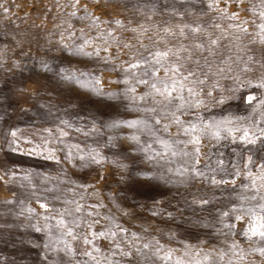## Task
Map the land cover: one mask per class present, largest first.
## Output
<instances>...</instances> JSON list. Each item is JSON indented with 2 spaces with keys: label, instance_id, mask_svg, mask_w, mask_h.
I'll list each match as a JSON object with an SVG mask.
<instances>
[{
  "label": "rangeland",
  "instance_id": "rangeland-1",
  "mask_svg": "<svg viewBox=\"0 0 264 264\" xmlns=\"http://www.w3.org/2000/svg\"><path fill=\"white\" fill-rule=\"evenodd\" d=\"M85 6L100 23L85 15ZM224 8L228 14L237 13L238 19L228 18ZM261 10L264 0H218V6L216 0H0V264H95L84 255L92 250L84 237L93 239L92 231L109 228L118 235L94 239L100 249L99 253L93 251L96 260L104 257L117 264H176L177 259L184 264L197 260L202 264H264V255L252 251L264 244L258 238L245 237L246 220L237 221L231 213L233 204L257 202L239 197L256 194L246 173L250 170L253 176L260 175L257 166L264 161V144L259 140L256 144L233 141L226 133L220 140L204 135L197 165L204 177H180L168 169L189 165L190 157L169 154L149 159L152 153L146 155L138 148L148 144L161 154L163 149L147 131L127 124L106 127L113 120L150 118L151 113L142 111L145 107H155L162 123L167 122L170 117L162 111L166 101L146 97L133 102V94H125L129 85L124 83V69L134 57H146L151 50H193L197 42L203 43L204 49L193 50L192 59H183L187 52H181L180 58L169 56L171 63L183 66L182 71L199 68L197 76L205 73L207 77L197 89L203 104L183 110L180 119L229 118L250 128L264 127V105L258 104L264 98V88L258 86L264 79V43L255 27ZM117 20L123 23H115ZM241 21H247V33L229 26ZM196 25L201 31L193 34L188 26ZM165 27L171 34L163 32ZM208 35L217 40L211 53ZM197 59L198 64L194 63ZM171 63L166 66L171 68ZM244 63L251 71L243 70ZM60 69L65 72L61 74ZM136 71L130 70V84H135L131 74ZM158 76H165L163 68ZM147 90L137 84L135 94ZM184 95L188 99L187 91ZM249 95L255 97L251 102ZM221 96L226 97L223 103L218 102ZM61 130L67 135H61ZM157 130L169 138L161 126ZM170 133L171 138H177L175 124ZM132 135L139 137V145ZM178 138L185 137L181 134ZM49 147L55 149L58 161L46 158L44 149ZM93 150L104 157L100 163L87 162V154ZM249 156L252 162L246 169ZM237 170L239 176H235ZM145 172L150 175H143ZM212 176L228 182L213 184ZM169 180L172 182H166ZM202 199L208 203L201 205ZM41 202L49 207L42 208ZM77 206L80 212H76ZM29 207L35 211L28 212ZM65 209L71 215L63 218L77 236L76 240L67 238L71 254L63 242L55 250L44 247L48 232L44 215L59 219ZM224 211L230 215L221 217ZM56 219L48 221L54 236L60 234ZM114 225L126 229L127 234L119 233ZM114 239L132 255H112L118 252ZM145 243L149 248L143 247ZM157 248L161 249L159 255ZM169 250L172 258L165 260Z\"/></svg>",
  "mask_w": 264,
  "mask_h": 264
},
{
  "label": "snow or ice",
  "instance_id": "snow-or-ice-1",
  "mask_svg": "<svg viewBox=\"0 0 264 264\" xmlns=\"http://www.w3.org/2000/svg\"><path fill=\"white\" fill-rule=\"evenodd\" d=\"M78 3V0H77ZM217 6H218V0H216ZM75 7V5H73ZM213 7V4L209 3V8ZM7 11V9H5ZM224 13L228 16L230 19H238V14L233 12L228 14L227 8L223 9ZM75 15V12L72 13ZM85 15L90 17L93 23H100L99 17H96L92 15L91 13L87 12V7L85 6ZM259 19L260 23L255 25L256 29L258 30V35L260 38V41L264 43V10H261L259 12ZM117 24H122L123 22L120 20L115 21ZM232 28H235L239 31H242L244 33L248 32V25L247 21H241L240 23H234L229 25ZM191 29V32L193 34L199 33L201 31V28L199 25L196 26H188ZM215 27L219 28L220 25H215ZM163 32L165 34H171L170 29L165 27L163 28ZM181 35H184L183 29H181ZM208 42V51L211 53L213 51L214 45L217 44V40L213 39L211 35H208L207 38ZM130 47V45H126ZM143 47V45H142ZM204 49V44L197 42L194 45V49ZM82 50V48L80 49ZM189 49H185L181 47L176 52H173L170 48L165 47L163 50L157 48L155 50H151L148 52L146 57H140V58H133V62L128 63L127 67L124 69L125 72V79L124 83L126 85H129L125 88V94L131 92L133 95L131 96V99L133 102H135L137 99L143 101L146 97H151L153 100H155L156 97H160L162 101L167 102V107L163 109L162 111L167 112V116L170 117V119H167V122L162 123V119L160 116V113L157 111L155 107H145L142 109V111L146 113H151L152 116L150 118L146 119H133V120H113L110 124L106 125V127L110 128H116L120 124H127L129 127H135L138 130L143 129L147 131L151 136L155 138L154 142L158 143L162 146L163 154L156 152L155 149L151 147V145L145 144L143 147L138 148V150L143 151L146 155L148 153H152V155L149 157V159L155 160L157 157L163 159L167 157L169 154L173 157L175 156H184V157H190L191 163L187 166L180 165L175 170L169 168V172H175L177 176L185 177V176H192V177H204V173L199 170L197 165L200 164V144H201V137L204 135H208L210 138L215 140H220L222 138H226L222 136V133H226L227 136H230L233 141H236L239 139L240 141H243L245 144H256L259 140L261 144H264V127H256L255 125L252 126V128H255V131L252 130V128L240 125L238 123H234L232 119L224 118L221 120H204L201 117H198L196 122H185L180 119V116L183 115V110L190 109L192 107L199 108L203 104V100L199 99L201 92L197 91V89L204 84L206 77L205 73H201V77L197 76V72L199 71V68H193L191 70L184 69L182 71L183 66L176 63H171L169 61V56H177L180 58L181 52H187L188 55L186 57H183L185 60L192 59V51ZM106 51V50H105ZM90 55L91 53H86ZM239 59V57H237ZM249 61L253 60L252 56L248 57ZM198 59L194 61V63L198 64ZM171 63V68L167 67V64ZM205 64L209 69L211 66L207 63V60L205 61ZM144 66L142 70L141 66ZM47 67V65H45ZM163 68L165 72V76L163 78H159L158 73L160 69ZM137 69V71L133 74H131V78L135 80V84L129 83V76H130V70ZM229 71L232 69L229 68ZM244 71H251V68L249 67L248 63H244L243 66ZM169 71H171V76L168 75ZM61 74L65 72L64 69H60ZM71 78V77H68ZM79 82V81H78ZM249 83H252L249 81ZM145 85L147 87V91L141 94L140 96H137L135 94L136 92V85ZM258 86L261 88H264V79L260 80L258 82ZM218 87V85H217ZM94 91L96 89H93ZM185 91H187L188 99H185ZM202 91V90H201ZM109 95L116 96L118 93H109ZM209 96H211V91L208 93ZM226 97L221 96L219 103H223L225 101ZM248 101H253L255 97L253 95H249L247 97ZM259 105H264V98H261L258 101ZM179 113V115L177 114ZM237 120L242 118H236ZM67 124V121L64 122ZM175 124L177 127V133L176 139L171 138L172 134L170 133V128L172 125ZM71 125H69L70 127ZM157 126H161L163 128V131L165 133H168L169 138L165 139L157 130ZM237 133H242L239 136H237ZM61 135H67V133L63 132L61 130ZM181 134L185 137L184 139H179L178 137L181 136ZM13 136L16 135V132L13 131ZM131 139L139 145V137L136 135H132ZM183 145V147H179ZM189 145L192 146L191 149H189ZM11 142L9 143V147H11ZM13 151H16L17 149L13 148ZM48 155L47 159H56L59 160V157H56L54 155L55 149L53 148H46L44 149ZM33 152L35 154L39 155L40 152L37 151L35 148L33 149ZM71 156V153H69ZM87 162L90 163H100L104 157L100 156L98 152L93 150V152H90L87 154ZM81 160H85V156H81ZM252 162V157L249 156L247 158V163L245 164V168L247 169L249 164ZM217 163L219 165L223 164L222 160H218ZM206 168H208L209 171H214V169L209 168L208 165H205ZM260 172V175L258 177L253 176L252 172L249 170L247 171L246 175L251 181V187L255 189V195H252L250 197L241 196L239 199L241 201L245 200H252L257 201L255 204H233L231 213L235 216V219L237 221L240 220H246L247 227L242 230V234L245 237H248L249 239L252 238H258L261 244H264V194H261V189H264V161L261 162L260 165L257 166ZM145 176H149L150 174L145 172L142 173ZM15 175V173H13ZM240 172L237 170L235 171V176H239ZM163 178V177H161ZM211 182L213 184L221 183L225 184L228 181L226 180H220L217 181L215 179V176L210 177ZM257 180L260 181L259 185H257ZM166 182H172L171 180ZM233 183H235V178L232 180ZM244 188H248V184H242L241 185ZM199 203L201 205L208 203L206 200H200ZM99 206V205H98ZM41 207L44 209H47L49 206L46 203L41 202ZM35 210L31 207L28 208V212L32 213ZM59 211V210H57ZM81 208L80 206L76 207V212H80ZM71 215L70 212H68L67 209H65L63 212H61L60 218L56 219L55 217H49L47 215H44L43 219L45 220L44 228L48 230L47 232V238L46 242L44 244L45 249L48 250H55L61 242H63L65 251L72 253V247L70 244H68V237H71L72 240H76L77 236L73 230V227L69 226V222L66 221L63 217L64 215ZM91 215V213H89ZM221 217H228L230 213L228 211H224L220 213ZM56 219V227L60 230V234L58 236H54L51 231L52 225L48 223L49 220ZM73 224L76 223V221H72ZM221 223L223 224V219L221 220ZM225 227L232 228L233 225L231 224H225ZM35 227L36 231H41V228L39 226L33 225ZM91 227V225H89ZM116 229H118L119 233L127 234V230L120 227L119 225H114ZM118 235L117 231L112 230L109 228L107 231H101L99 233L92 231L91 236L93 239H89L87 236L84 237V243L86 245H92V250L86 251L84 255H87L92 258V260L95 261V264H117V262L109 260L107 258L102 257L100 260H96V256L93 255V251L95 253H99L100 249L97 248L94 244V239L97 236H109L116 238ZM133 235H136L133 233ZM113 246L115 249L118 250V252H113L112 255L121 254L123 256H131L132 252L130 250H125L124 247L117 242V240H113ZM145 249L149 248V244L145 243L143 245ZM232 247L235 249L237 248V245L233 243ZM139 251V249H137ZM161 249L157 248L156 253L159 255ZM252 251L259 252L261 255H264V246H257L252 249ZM165 260H171V250L163 257ZM205 260L208 259V257L204 258ZM45 260H47V257H45ZM176 264H184V261L177 259ZM195 264H202V261L197 260Z\"/></svg>",
  "mask_w": 264,
  "mask_h": 264
}]
</instances>
